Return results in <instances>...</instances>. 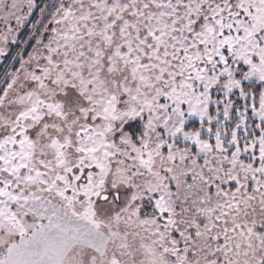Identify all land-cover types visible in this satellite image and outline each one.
<instances>
[{
    "label": "snow or ice",
    "instance_id": "6c2138e0",
    "mask_svg": "<svg viewBox=\"0 0 264 264\" xmlns=\"http://www.w3.org/2000/svg\"><path fill=\"white\" fill-rule=\"evenodd\" d=\"M0 264H264V0H0Z\"/></svg>",
    "mask_w": 264,
    "mask_h": 264
}]
</instances>
